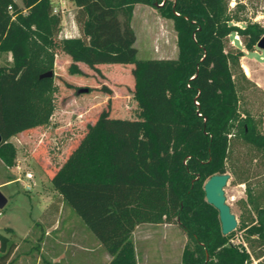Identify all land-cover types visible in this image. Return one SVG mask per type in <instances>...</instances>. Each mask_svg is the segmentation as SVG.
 I'll return each instance as SVG.
<instances>
[{
    "label": "trees",
    "instance_id": "trees-1",
    "mask_svg": "<svg viewBox=\"0 0 264 264\" xmlns=\"http://www.w3.org/2000/svg\"><path fill=\"white\" fill-rule=\"evenodd\" d=\"M20 1L21 6L0 0V161L6 168L16 160L9 139L48 125L56 92L53 78L40 76L53 72L47 39L58 36L61 16L48 0L47 35L27 25L23 14L41 0ZM68 1L75 6L78 31L77 37L64 39L68 47L92 65L139 64L133 69L136 84L151 88L152 95L143 97L150 110L139 109V115L113 110L99 116L49 175L52 190L104 248L108 264H137L136 226L172 223L193 243L192 249H183V264H250L241 244L228 243L233 233L221 234L218 212L205 202L203 184L226 173L230 138L264 150L256 122L248 114L242 117L238 108L232 69L243 52L227 46L235 35L247 52L254 51L264 29L238 15L239 3L231 11L228 0ZM137 4L172 20L175 60H138L131 27ZM243 22V27L234 25ZM151 63L167 71L154 81L157 87L142 84L144 67ZM179 70L187 73L181 77ZM176 80H182L183 90ZM246 201L254 219L240 218L236 230L245 241L264 245V208L255 204L250 190ZM13 238L11 228L0 232V264H13Z\"/></svg>",
    "mask_w": 264,
    "mask_h": 264
},
{
    "label": "rangeland",
    "instance_id": "rangeland-1",
    "mask_svg": "<svg viewBox=\"0 0 264 264\" xmlns=\"http://www.w3.org/2000/svg\"><path fill=\"white\" fill-rule=\"evenodd\" d=\"M51 1L55 5L54 10L61 16L58 36H48L50 38L47 39L54 54V111L48 125L9 139L16 149L15 165L10 169L22 181L0 188V193L7 200L0 210V232L4 228L13 229V239L19 245L17 258L21 260V264H108L110 258L107 252L75 212L61 200L56 204L54 197L57 194L51 190L48 177L60 167L99 116L111 115L113 110H147L149 105L144 104L143 97L152 95V89L136 84L133 69L137 71L139 64H130L129 67L121 64L92 65L69 48L64 39L77 37L73 18L75 6L68 0ZM15 2L22 5L20 0ZM238 3L243 6V9L237 11L238 15L258 23L264 29V0H228L229 9L233 11ZM47 4L48 0H41L23 14L25 13L27 25L48 35L45 14ZM234 25L243 27L244 22ZM131 27L136 36L134 47L137 49L139 61L177 58L176 32L171 19L161 17L150 6L137 4L134 6ZM227 40L228 47H238L248 60L258 65L264 64V49L256 47L254 51L247 52L239 37L234 35ZM5 58L6 61L11 60L9 54ZM243 66L247 67V61L241 57L239 66L232 69V78L239 97L238 108L242 117L248 114L254 119L257 130L264 136V69L257 68L259 73L253 81L250 75L245 74ZM144 70L146 76L142 79V84L155 87L157 83L154 81L159 80L161 71H166L152 63L146 64ZM190 70L189 68L187 71ZM179 71L176 74L181 77L183 73H187ZM181 82L182 80H178L175 85L178 90H183ZM80 89H86L87 92L80 93ZM225 165L229 175L223 188L226 204L235 216L237 225L240 218L250 223L254 219V213L246 201V191L250 190L255 204L264 208V150H257L232 137ZM27 172L33 177L31 181L25 179ZM8 174L4 168L0 169V181L11 179ZM26 185H29L30 190L24 189ZM47 196L54 200L51 203L63 205L60 212L56 213V229L46 236L53 239L56 245L53 249L49 248V242L42 244L41 225H36L47 214L46 206L51 205ZM76 228L85 229L95 243L90 238L87 246L76 247L75 240L71 237L72 229ZM232 233L228 243L241 244L250 256V264L264 262V245L255 240L245 241L242 232L236 229ZM161 237L166 239L162 241ZM134 241L137 264H183V249L193 248L190 238L176 223L154 226L144 231L138 229L134 234ZM53 260L56 262L53 263Z\"/></svg>",
    "mask_w": 264,
    "mask_h": 264
},
{
    "label": "crops",
    "instance_id": "crops-1",
    "mask_svg": "<svg viewBox=\"0 0 264 264\" xmlns=\"http://www.w3.org/2000/svg\"><path fill=\"white\" fill-rule=\"evenodd\" d=\"M77 36H78V31H77ZM157 60H160V59H157ZM242 60H246L247 61V67H248V70H249V73H250V78L253 81H255V77L258 76V73H259L257 71V68L259 67L260 69H264V64L258 65L254 61L248 60L245 56L242 57ZM126 65H127L126 67H129L130 66V64H126ZM133 111H129V110L126 111V109H123V112L124 113L126 112V113H131V114H136V115L138 114L139 115L140 112H141L138 108L135 109L134 112ZM0 166H1L0 167L1 170H2V168H4L5 170H7L9 172L10 175L9 174L8 175L10 177H12L9 180L0 181V188H2L6 184H9V183H12V182L19 183L20 181H17L18 179H20L22 181V179L19 178V176L16 173H13L12 169L6 168L2 164L1 161H0ZM16 168H18V166H16ZM32 179H33V177L30 179V181ZM51 190H52V188H51ZM55 194H57V193L55 192ZM47 198L49 199V202H50L49 204H51V205H47L46 206V209L45 210H46L47 214L45 216H42V218H40L41 221H39L37 223H40V225H41L40 228L42 229V233H43V235L42 234L40 235V239H42V244H46V242H49V248L50 249H53V248H56L55 247L56 246L55 243L52 241L53 239L50 240L46 236H48L49 232L54 231L56 229V224H57V222H56L57 221L56 220V217H57L56 216V213L58 214L60 212V209H61V207L63 205H55L54 203H51V201H54L55 200V202L57 204V201L60 200V198L58 197V195H57V197L56 196L54 197L55 198L54 200L50 199V197H48V196H47ZM6 203H7V200H6ZM165 225H168V224H163L161 226H165ZM154 226H160V225L142 224V225L136 226V228H135V230L133 231V234H132V238H133L134 244H135L134 234H135V232L138 229H140V230L142 229L144 231L145 229L151 228V227L153 228ZM72 230L73 231L71 233V237H72L73 240L76 241V242L74 241V245H76V247H78V246H87V242H89L90 238H91V240H93L92 237L89 235V233L85 229H83V228H76V229H72ZM12 231H13V229H12ZM13 234H14V231H13ZM161 238H162V241L166 239L165 237H161ZM138 239H141V237H138ZM94 243H95V241H94ZM18 249H19V245L17 244V247H16V249L14 251L15 259L17 258V251H18ZM53 257L54 256H52V258ZM16 262L17 263L19 262V264H21V260L19 258H17V260H14V263L13 264H15ZM54 262H56V261L53 260V263Z\"/></svg>",
    "mask_w": 264,
    "mask_h": 264
},
{
    "label": "water",
    "instance_id": "water-1",
    "mask_svg": "<svg viewBox=\"0 0 264 264\" xmlns=\"http://www.w3.org/2000/svg\"><path fill=\"white\" fill-rule=\"evenodd\" d=\"M257 48L264 49V35L258 41ZM53 72L49 71L40 76V79L52 78ZM79 92H87L86 89H80ZM2 137L0 136V143ZM229 179L227 173L215 174L209 177L203 184L205 202L211 205L218 212L221 234L223 236L233 232L237 227L235 216L231 213L229 206L226 204L223 188ZM6 198L0 193V210L5 206Z\"/></svg>",
    "mask_w": 264,
    "mask_h": 264
},
{
    "label": "built area",
    "instance_id": "built-area-1",
    "mask_svg": "<svg viewBox=\"0 0 264 264\" xmlns=\"http://www.w3.org/2000/svg\"><path fill=\"white\" fill-rule=\"evenodd\" d=\"M53 12L59 14V12H58L57 10H54ZM236 37H237V36H236ZM31 178H32V175H31L30 173L27 172V173L25 174V179L30 180ZM17 181H21V180L18 179ZM24 189H25V190H30L29 185L24 186ZM229 244H230V245H233L232 242L229 243Z\"/></svg>",
    "mask_w": 264,
    "mask_h": 264
},
{
    "label": "bare ground",
    "instance_id": "bare-ground-1",
    "mask_svg": "<svg viewBox=\"0 0 264 264\" xmlns=\"http://www.w3.org/2000/svg\"><path fill=\"white\" fill-rule=\"evenodd\" d=\"M243 69H244L245 74L249 76L250 74H249L248 68L246 66H243Z\"/></svg>",
    "mask_w": 264,
    "mask_h": 264
}]
</instances>
